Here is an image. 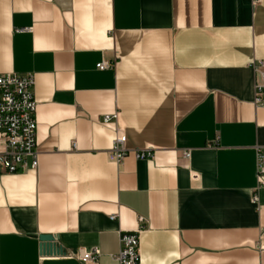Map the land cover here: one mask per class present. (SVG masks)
<instances>
[{
  "label": "crops",
  "instance_id": "0c3cea01",
  "mask_svg": "<svg viewBox=\"0 0 264 264\" xmlns=\"http://www.w3.org/2000/svg\"><path fill=\"white\" fill-rule=\"evenodd\" d=\"M257 62L264 0H0V75L34 79L38 162L0 174V264H117L137 230L139 264H264Z\"/></svg>",
  "mask_w": 264,
  "mask_h": 264
},
{
  "label": "built area",
  "instance_id": "2783aa9c",
  "mask_svg": "<svg viewBox=\"0 0 264 264\" xmlns=\"http://www.w3.org/2000/svg\"><path fill=\"white\" fill-rule=\"evenodd\" d=\"M110 68L111 66L106 62L96 65V69L99 71ZM252 70L254 73L253 104L255 107L264 108L263 63H254ZM33 87L34 79L31 75H0V141L3 143V150L0 151V174H15L37 168V124L35 120L37 102L34 99ZM102 123L104 125L113 123L115 126L116 137L108 151V160L119 165L130 151L126 147V136L117 125L118 114L105 115ZM134 155L137 160H147L152 159L154 153L146 149L137 150ZM186 156H188L187 153ZM263 174L264 159L258 155L257 181L259 187L264 186ZM254 201H256V197H254ZM138 234L139 230L120 234L119 251L112 256L117 264H139ZM99 256L100 254L96 249L83 251L80 262L96 264Z\"/></svg>",
  "mask_w": 264,
  "mask_h": 264
},
{
  "label": "water",
  "instance_id": "95a60500",
  "mask_svg": "<svg viewBox=\"0 0 264 264\" xmlns=\"http://www.w3.org/2000/svg\"><path fill=\"white\" fill-rule=\"evenodd\" d=\"M41 254H60L62 251L55 244L52 236L43 235L39 237Z\"/></svg>",
  "mask_w": 264,
  "mask_h": 264
}]
</instances>
